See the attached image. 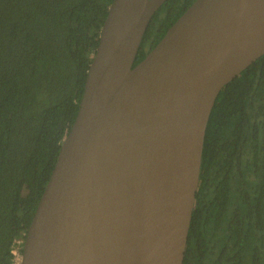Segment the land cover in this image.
Masks as SVG:
<instances>
[{
    "label": "water",
    "instance_id": "water-1",
    "mask_svg": "<svg viewBox=\"0 0 264 264\" xmlns=\"http://www.w3.org/2000/svg\"><path fill=\"white\" fill-rule=\"evenodd\" d=\"M166 0H113L20 264H183L209 117L264 54V0H195L136 65Z\"/></svg>",
    "mask_w": 264,
    "mask_h": 264
},
{
    "label": "trees",
    "instance_id": "trees-1",
    "mask_svg": "<svg viewBox=\"0 0 264 264\" xmlns=\"http://www.w3.org/2000/svg\"><path fill=\"white\" fill-rule=\"evenodd\" d=\"M195 0H166L134 65ZM113 0H0V264H14ZM183 264H264V54L212 108Z\"/></svg>",
    "mask_w": 264,
    "mask_h": 264
},
{
    "label": "built area",
    "instance_id": "built-area-1",
    "mask_svg": "<svg viewBox=\"0 0 264 264\" xmlns=\"http://www.w3.org/2000/svg\"><path fill=\"white\" fill-rule=\"evenodd\" d=\"M18 251H20V250H19V246H17V247L14 249V251H13L14 254H15V262H14V264H20L21 256H20L19 260L16 261V258H17L16 255H17V252H18ZM21 251H22V248H21Z\"/></svg>",
    "mask_w": 264,
    "mask_h": 264
},
{
    "label": "rangeland",
    "instance_id": "rangeland-1",
    "mask_svg": "<svg viewBox=\"0 0 264 264\" xmlns=\"http://www.w3.org/2000/svg\"><path fill=\"white\" fill-rule=\"evenodd\" d=\"M19 250H20V249H19ZM21 255H22V251L20 250V251L17 252V255H16V257H17V258H16V261L19 260V258H20Z\"/></svg>",
    "mask_w": 264,
    "mask_h": 264
}]
</instances>
